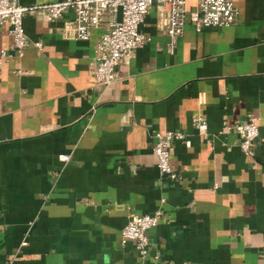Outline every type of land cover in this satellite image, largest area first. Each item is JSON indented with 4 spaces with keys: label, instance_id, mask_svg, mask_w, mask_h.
I'll return each mask as SVG.
<instances>
[{
    "label": "crops",
    "instance_id": "obj_1",
    "mask_svg": "<svg viewBox=\"0 0 264 264\" xmlns=\"http://www.w3.org/2000/svg\"><path fill=\"white\" fill-rule=\"evenodd\" d=\"M233 4V23H186L169 51L165 7L152 2L139 25L147 40L105 87L91 69L110 16L79 40L64 30L71 9L47 19L30 8L21 55L0 24V264H264V0ZM248 116L257 137L244 155ZM167 130L183 134L168 145L173 180L151 149ZM155 209L141 258L120 230Z\"/></svg>",
    "mask_w": 264,
    "mask_h": 264
},
{
    "label": "built area",
    "instance_id": "obj_2",
    "mask_svg": "<svg viewBox=\"0 0 264 264\" xmlns=\"http://www.w3.org/2000/svg\"><path fill=\"white\" fill-rule=\"evenodd\" d=\"M152 2L165 7L164 31L168 37L167 48L172 50L174 39L182 33L184 25L190 23L195 31L203 27H223L233 23L236 10L233 0H196L194 8L187 10L185 0H55L34 7L22 6L17 0H0V24L6 23L11 38L10 48L17 55L28 41L22 27V16L30 8H42L47 19H54L68 9L74 13L73 21L64 26L65 33L72 38L85 40L93 28L105 22L104 31L94 47V66L91 69V82L98 86H108L115 80V67L120 60L131 56L134 49L144 43L147 37L139 30V25ZM118 13V18L113 14ZM39 47L38 42H34ZM4 52H0V61ZM192 124L199 133H205L204 119L196 115ZM257 137V124L248 116L239 125L238 148L244 155H251ZM152 152L160 175L177 179V173L169 164L168 145L172 139H182L179 131L155 132ZM65 160L66 156H62ZM161 212L155 209L150 213L128 215L120 230V241H131L139 257L148 253L146 231L156 225Z\"/></svg>",
    "mask_w": 264,
    "mask_h": 264
}]
</instances>
